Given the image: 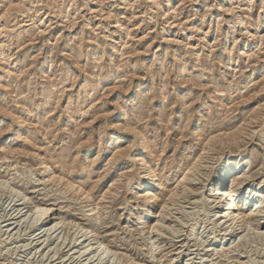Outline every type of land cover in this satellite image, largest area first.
<instances>
[{"label": "rangeland", "instance_id": "obj_1", "mask_svg": "<svg viewBox=\"0 0 264 264\" xmlns=\"http://www.w3.org/2000/svg\"><path fill=\"white\" fill-rule=\"evenodd\" d=\"M207 1L211 2V5L214 4V8H212V13L210 12L209 16L207 15L204 19L202 17ZM156 2L160 4V7L156 6ZM232 4V7L239 11H234L235 13L226 11L230 8L231 0H0V32H2L0 37V111L5 108L0 113V182L8 181L19 189L32 192L37 200L46 201V203H50H47L50 206L56 202L54 208H61L63 216L69 217V219H81L82 210L86 205L81 201L82 198L78 199L79 195L68 191L67 184L64 183L66 180L75 183L76 188L79 186L88 191L91 198L96 201L95 203L99 202L98 200L106 191L109 192L112 182L116 183V189L112 190L116 194L109 192L110 195L115 194L112 195L111 203L102 204L101 207L103 205L105 207H100L101 210H99L102 213L101 217L105 218L104 224L102 223L104 218H101V222L99 221L96 226L99 234L107 243L109 242L116 250L133 255L136 261L141 264H170L172 262H174L172 264H264V235L256 233L258 237L254 235L251 238L245 237L247 238L245 240L241 238V243L237 241L234 248L230 246L232 249L226 247L227 251L222 247L219 249V246L214 248L219 253L220 250L224 251L222 254L225 257L223 258V255H218V251L217 255L221 256L220 258L216 253H213L216 251H211L212 253H208L205 263L200 260V253L204 252L203 249L208 250V245L213 241V238L222 241L226 234L225 231H222L223 229L217 230L213 227L212 217L216 214L217 209L213 208L214 204H209L211 202L206 201L208 200L206 198L208 191L213 184H216L217 178L215 177H218V173L223 169L221 163L238 164L242 159L248 160L252 165L249 164L245 167L241 163L235 172H245L246 176L252 174L251 189H257V196L254 197L253 202L263 200L264 205V109L258 111L264 104V92L260 93L261 95L256 94L258 96L254 98L255 100L252 98L264 86V79L261 80L264 77V40L258 41L261 38L264 39L262 36L264 34V0H232ZM170 7H174L176 12L172 14L171 20L165 21L166 19L164 20L161 14ZM231 13L233 15L242 14L244 23L237 24L235 16ZM176 20L177 24L179 22V25L181 24L180 27L177 26L178 28L170 25ZM168 21L171 22L167 23ZM220 21L223 24L218 26ZM257 21L260 23L256 24V30L255 26L250 24ZM254 32L261 33L262 37L252 40L250 35L255 34ZM234 37L238 39L236 44L232 40ZM167 39L170 41L168 42ZM226 40L229 42L226 43ZM164 41L167 43L165 44ZM242 42L247 44L243 46L244 48ZM19 43L24 45L22 44L18 48ZM151 44L152 46H149ZM240 48L244 50L240 52ZM228 50L233 52L229 54ZM139 51L141 54L138 53ZM163 51L166 52L163 53ZM237 51L239 53L236 54ZM63 52L66 53V56L63 55ZM156 53L159 58L154 57ZM196 53L197 56H194ZM162 56L166 59H163ZM172 56L178 58L181 56L180 60L184 61L185 65H183V69L177 66ZM192 56L196 57L197 61H194ZM136 57L138 59H135ZM256 57L259 62H256L258 61ZM193 62H197L201 66ZM42 72H47L51 82L55 81V84H58L55 90L50 86L49 79L43 78ZM111 73L118 75L108 79V75ZM179 73L184 77V80L187 77L185 81H190L185 86L182 82L180 83L181 79H178V77H182ZM132 74L134 76H131ZM166 75L169 76L168 79H166ZM135 76L136 78H132ZM172 79L175 81L173 82ZM177 79L179 82H176ZM190 79L199 84L202 82L203 87L206 86L205 89L202 86L200 87L203 89L198 86L196 88ZM120 82L121 87L119 86ZM257 82L259 85L256 84ZM98 87H103V90L99 92ZM112 87L117 88L114 90L116 92L112 91ZM186 87L191 90L188 91ZM108 93L110 94L107 96ZM119 105L124 107L126 113H132L126 120L132 123L130 126L134 130L133 133L132 130L130 132L127 130L128 133L125 130V133L124 131L122 133L118 129L119 126L116 128L122 123V116L118 113ZM201 110L204 111L200 112ZM256 110L260 113H258V118L260 117L261 120L259 118V122H256L259 125L252 124L251 127L254 129L248 127V132L245 130L247 133L242 132L243 136H241L246 137L242 139L241 136H238L239 139L241 138V141L239 140L240 142L237 143L238 146H231L229 143L227 147L228 142L226 141L221 142V145L220 140H224L222 136V139L221 137H219L220 140L218 139L220 146L216 143L218 146L215 144L217 147H214L213 145L214 149L211 146V153L207 151V156L203 159L206 160L201 163L202 167L206 166L207 168L200 167L197 174L195 173L197 180L199 175H202H200L202 182L199 180L200 185L197 183L198 181L195 182L196 184L192 187L194 193L191 190L193 194L188 195L193 196L188 197L187 201L183 202L184 205L179 204L181 207L175 206L179 207L175 214H173L174 210L171 211L173 212L171 216L176 220L169 215L171 218L168 217V222L164 223V226H168V223L171 224L167 230L169 233L172 230V233L169 234L164 229L162 232L164 236L160 237L161 239H156L153 235L152 238L149 237L150 229H142L143 227L140 225L145 216V208H139L143 205L136 204L139 202L133 195L136 192V187L142 181L139 167L133 161L136 153L137 155L142 153V151L138 152L140 146L137 144L139 140H136V132L142 129L140 132L145 134V141L152 149H149V154L147 153L149 157L147 154H143V156L156 171V175L159 173L160 179H163L161 180L163 191L159 190L158 193H162L161 199H164L168 192L177 188L189 168L200 157L199 155L209 147L205 146L211 135L215 136L217 132L216 136L229 132L235 133L237 128L243 126V122H246L247 118H251L252 114L254 116ZM21 121L24 122V125L19 130L18 122ZM235 129L237 130L234 131ZM250 129L254 133H251ZM194 130L198 131V136H194ZM221 131L224 132L221 133ZM100 134H102L101 137ZM115 136L118 138V142L111 141ZM134 137L136 141L133 140ZM118 148L119 150L121 148L125 156L112 159ZM109 158L113 160L110 162L112 165L108 164ZM43 161H46V165L48 164V167L50 166L56 175L63 176L65 181H59L61 183L57 181L59 186L55 183L57 186L49 184L51 187L46 188L41 182V178L44 176L43 171L40 170V164ZM31 177L35 181L37 180L36 185L27 184ZM38 180L39 183L41 182L40 184ZM23 183L28 187H25ZM203 183H207V185H203ZM33 185L38 190L32 189ZM248 191L250 190H247L246 195H248ZM175 197L177 198V196ZM173 201L178 204L177 199L173 198ZM191 201L199 203L190 204ZM11 207L8 199L4 195H0V241L2 240L0 242V264L74 263L68 258L58 256V254L53 258V253L49 254L48 250L45 254L42 253V249L39 251L38 244L34 242L36 236L31 231L33 229L24 223L25 220L28 222L30 217L27 215L29 218L26 216L23 222L22 220H19L20 222L10 221L9 214L13 212L10 210ZM131 209L133 212L130 211ZM85 210L87 211L88 208ZM180 211L184 214H181ZM263 211L262 217L258 216V221L264 217ZM132 213L135 217L137 215L140 220H134ZM200 213L201 215H199ZM178 216L179 219L176 218ZM18 223L21 225L19 224V226ZM10 224L16 225L11 227ZM193 227L199 229L197 237L192 233ZM260 231L258 233H261ZM37 232L35 235L38 234ZM148 232L149 238L147 239L145 237ZM178 232L183 233L178 234ZM24 233L26 234L24 235ZM239 233L241 236L244 234L241 230ZM179 235L180 237H178ZM31 236L33 237L31 238ZM153 242L156 243L153 244ZM183 242L186 244L184 245ZM181 244L182 246H180ZM183 245H187V249ZM179 250L182 251H180V256L176 255ZM227 252L229 253L227 254Z\"/></svg>", "mask_w": 264, "mask_h": 264}, {"label": "bare ground", "instance_id": "obj_2", "mask_svg": "<svg viewBox=\"0 0 264 264\" xmlns=\"http://www.w3.org/2000/svg\"><path fill=\"white\" fill-rule=\"evenodd\" d=\"M43 1H45V0H43ZM172 1V0H171ZM182 1H185V0H182ZM89 2V1H88ZM152 2V1H151ZM181 2V1H180ZM234 2V1H233ZM44 3V2H43ZM155 3V2H154ZM171 3V2H170ZM249 3V2H248ZM181 4H182V2H181ZM214 5V4H213ZM213 5H211V2H206V5H205V11H204V13H203V15H201V16H203L202 18H206L207 17V15L209 16V13L211 12L212 13V8H214L213 7ZM232 0H231V5H230V8L227 10L226 9V11H228V12H234V11H239V10H235V8H233L232 7ZM156 6L157 7H160V4L159 3H157L156 2ZM155 6V7H156ZM175 7V6H174ZM174 7H170L168 10H166V11H164L162 14H161V16L164 18V20L165 21H167V20H171L172 19V14H174L175 12H176V9L174 8ZM182 7V6H181ZM228 7V6H227ZM157 9H159V8H157ZM222 9V8H221ZM236 9H237V6H236ZM263 9V8H262ZM79 10V9H78ZM180 10V9H179ZM215 10V9H214ZM178 11V10H177ZM222 11H225V10H223L222 9ZM225 11V12H226ZM171 12V13H170ZM235 13V12H234ZM242 13V12H241ZM262 13V12H261ZM264 13V12H263ZM228 14H230V13H228ZM232 14V13H231ZM177 15V14H176ZM233 15V14H232ZM233 16H235L234 18H236V21L235 22H237V24H243L244 22H243V17H242V14H238V13H236L235 15H233ZM178 18V17H177ZM174 20H175V18H174ZM201 20H203V19H201ZM253 21H255V20H253ZM171 22V21H170ZM169 21L167 22V23H170ZM260 23V21H257V22H254V24H250V25H252L253 27L255 26V28H256V30H257V27H256V24L257 23ZM180 23V22H179ZM179 23L177 24V20L176 21H174V22H172L170 25L171 26H174V27H180V25H179ZM251 23V22H250ZM223 24V23H222ZM221 24V21L220 22H218V26H220V25H222ZM203 25V24H202ZM249 25V26H250ZM260 25V24H259ZM74 26V25H73ZM72 26V27H73ZM177 27V28H178ZM222 27V26H221ZM239 27H240V25H239ZM247 27V26H246ZM200 28V27H199ZM198 28V31L201 29H199ZM251 28V27H250ZM184 29V28H183ZM254 30V29H253ZM128 31V30H127ZM62 32V31H61ZM180 32H182V31H180ZM185 32V31H184ZM258 32V31H257ZM257 32H254L255 34H251L250 35V37L252 38V40H257V39H260V37H262V36H264V34L262 35V36H260V34L258 33L257 34ZM248 33V32H247ZM249 34V33H248ZM1 35H2V32H0V37H1ZM259 35V36H258ZM167 36V35H166ZM206 36V35H205ZM219 36V35H218ZM204 37V36H203ZM155 39V38H154ZM172 39V38H171ZM168 40V42L170 41V39H167ZM166 40V41H167ZM231 40V39H230ZM233 40V43L234 44H236L237 42H238V39L237 38H233L232 39ZM262 40H264L263 38H261V40H258L259 42L260 41H262ZM70 41V40H69ZM166 41H164L165 42V44L167 43ZM59 42V41H58ZM57 42V43H58ZM171 42L173 43V41L171 40ZM216 42V41H215ZM229 42V40H226V43H228ZM254 42V41H253ZM154 43V42H153ZM232 43V44H233ZM243 43V42H242ZM262 43V42H261ZM22 44L23 43H19L18 44V48H20L21 46H22ZM177 44V43H176ZM230 44V43H229ZM244 44V43H243ZM259 44V43H258ZM263 44V43H262ZM24 45V44H23ZM91 45V44H90ZM168 45V44H167ZM170 45V44H169ZM168 45V46H169ZM174 45V44H173ZM226 45V44H225ZM247 44L245 43L244 45H242V47L243 46H246ZM149 46H152V44L151 45H149ZM167 46V47H168ZM182 46V45H181ZM185 46V45H184ZM189 46V45H188ZM92 47V46H91ZM186 47V46H185ZM248 47V46H247ZM261 47H262V45H261ZM114 48V47H113ZM117 47L115 46V49H116ZM149 48V47H148ZM162 48V47H161ZM184 48V47H183ZM225 48V47H224ZM244 48V47H243ZM83 49H84V47H83ZM144 49V48H143ZM150 49V48H149ZM158 49V48H157ZM171 49V48H170ZM248 49V48H247ZM66 50V49H65ZM154 50H156V49H154ZM181 50V49H180ZM244 49H242V48H240V52L241 51H243ZM144 51V50H143ZM142 51V53H144ZM161 51V50H160ZM225 51V50H224ZM229 51V50H228ZM246 51V50H245ZM82 52V51H81ZM90 52V51H89ZM88 52V53H89ZM132 52V51H131ZM134 52V51H133ZM166 52V51H165ZM164 51H163V53H165ZM176 52V51H175ZM233 52V51H232ZM231 51H229V54H231L232 53ZM93 53V52H92ZM137 53V52H136ZM138 53H140V51L138 52ZM137 53V54H138ZM190 53V52H189ZM213 53V52H212ZM237 53H239L238 51L236 52V54ZM243 53V52H242ZM141 54V53H140ZM158 53H156L155 55H154V57L155 58H159V56L157 55ZM176 54H178V53H176ZM184 54V53H183ZM186 54V53H185ZM191 54V53H190ZM228 54V56H230ZM259 54V53H258ZM5 55V54H4ZM63 55L64 56H66V53L65 52H63ZM90 55V54H89ZM88 55V56H89ZM134 55H136V54H134ZM146 55V54H145ZM148 55V54H147ZM163 55H165V54H163ZM173 55V54H172ZM191 55H193V54H191ZM197 56V53L196 54H194V56ZM240 55V54H239ZM243 55V54H242ZM253 55V54H252ZM255 55V54H254ZM72 56H73V54H72ZM72 56H70L69 55V57H72ZM93 56V55H92ZM137 56V55H136ZM139 56V55H138ZM137 56V57H138ZM141 56V55H140ZM158 56V57H157ZM174 56V55H173ZM172 56V57H173ZM182 56V55H181ZM180 56V57H181ZM135 58V59H138V58ZM154 57H153V59H154ZM163 57V56H162ZM167 57V56H166ZM169 57H171V55H169ZM180 57L178 58V57H173L174 58V62L176 61V63H177V66H179L181 69H183V65H184V61H182V60H180ZM183 57V56H182ZM259 57V56H258ZM261 57V56H260ZM74 58V57H73ZM86 58H87V55H86ZM89 58V57H88ZM192 58H194L193 56H192ZM196 58V57H195ZM193 59L194 61H197V59ZM250 58V57H249ZM252 58V57H251ZM10 59V58H9ZM75 59V58H74ZM98 59V58H97ZM103 59V58H102ZM163 59H166L165 57H163ZM170 59V58H169ZM246 59H248V58H246ZM256 59L258 60V61H256V62H259V59L256 57ZM92 60V59H91ZM96 60V59H95ZM100 60V59H99ZM98 60V61H99ZM130 60V59H129ZM155 60V59H154ZM192 60V59H191ZM231 60V59H230ZM229 60V61H230ZM94 61V60H93ZM131 61V60H130ZM139 61H140V59H139ZM138 61V62H139ZM163 61V60H162ZM166 61V60H165ZM199 61V60H198ZM202 61V60H201ZM200 61V62H201ZM260 61H261V59H260ZM18 62V61H17ZM137 62V61H136ZM145 62V61H144ZM224 62V61H223ZM52 63V62H51ZM77 63V62H76ZM143 63V62H142ZM159 63V62H158ZM157 63V64H158ZM161 63V62H160ZM159 63V64H160ZM187 63V62H186ZM194 63V62H193ZM195 63H197V62H195ZM194 63V64H195ZM212 63V62H211ZM222 63V62H221ZM137 64V63H136ZM153 64V63H152ZM155 64V63H154ZM190 64V63H189ZM204 64V63H203ZM207 64V63H206ZM251 64V63H250ZM253 64V63H252ZM78 65V64H77ZM133 65V64H132ZM140 65V64H139ZM138 65V66H139ZM173 65V64H172ZM197 65L199 66H201V64H199V63H197ZM218 65V64H217ZM260 65H262V64H260ZM51 66V65H50ZM53 66V65H52ZM97 66V65H96ZM115 66V65H114ZM137 66V67H138ZM154 66V65H153ZM152 66V67H153ZM167 66V65H166ZM174 66V65H173ZM176 66V65H175ZM185 66V65H184ZM210 66V65H209ZM254 66H255V64H254ZM99 67V66H98ZM151 67V68H152ZM202 67H204V66H202ZM211 67V66H210ZM209 67V68H210ZM250 67V66H249ZM261 67V66H260ZM101 68V67H100ZM111 68V67H110ZM115 68V67H114ZM113 68V69H114ZM133 68H134V66H133ZM141 68H143V67H141ZM156 68V67H155ZM162 68V67H161ZM160 68V69H161ZM199 68V67H198ZM201 68V67H200ZM248 68V67H247ZM3 69V68H2ZM53 69V68H52ZM91 69V68H90ZM104 69V68H103ZM109 69V68H108ZM116 69V68H115ZM114 69V70H115ZM134 69H136V68H134ZM145 69V68H144ZM148 71H149V66H148ZM164 69V68H163ZM162 69V70H163ZM175 69H177V68H175ZM193 69H194V67H193ZM196 69V68H195ZM204 69V68H203ZM208 69V68H207ZM30 70V69H29ZM53 70H55V68L53 69ZM52 70V71H53ZM111 70V69H110ZM152 70V69H151ZM50 71H51V69H50ZM103 71V70H102ZM112 71V70H111ZM147 71V70H146ZM156 71H158V70H156ZM155 71V72H156ZM172 71V70H171ZM182 71H184V70H182ZM182 71H180V73H182ZM197 71V70H196ZM205 71V70H204ZM208 71V70H207ZM1 72V71H0ZM161 72V71H160ZM179 72V71H178ZM21 73V72H20ZM23 73V72H22ZM43 73V72H42ZM49 73V72H48ZM52 73V72H51ZM108 73V72H107ZM118 73V72H117ZM120 73V72H119ZM141 73V72H140ZM152 73L154 74V71H152ZM161 73H164V74H166L165 72H161ZM170 73V72H169ZM174 73H175V71H174ZM177 73V72H176ZM179 73V75L180 76H182L181 74ZM186 73H188V72H186ZM264 73V72H263ZM262 73V74H263ZM57 74V73H56ZM55 74V75H56ZM126 74V73H125ZM130 74V73H129ZM128 74V75H129ZM134 74H135V72H134ZM134 74H132L131 76H134ZM156 74H157V72H156ZM178 74V73H177ZM52 75V74H51ZM54 75V74H53ZM115 75H118V74H114V73H111V74H109L108 75V79H112ZM127 75V76H128ZM137 75V74H136ZM149 75V74H148ZM152 75V74H151ZM192 75V74H191ZM206 75V74H205ZM120 76V75H119ZM130 76V75H129ZM150 76V75H149ZM157 76V75H156ZM185 76V75H184ZM97 77H99V76H97ZM154 77V76H153ZM166 79H168V77L169 76H167L166 75ZM190 77H192V76H190ZM263 77V76H262ZM261 77V78H262ZM30 78V77H29ZM43 78H48L49 80V83H50V86L52 87V89H56L55 87L58 85H56L55 84V81H52L51 82V78L48 76V74H47V72H44L43 73ZM115 78V77H114ZM119 78V77H118ZM127 78V77H126ZM132 78H136V76L135 77H132ZM138 78V77H137ZM140 78V77H139ZM155 78V77H154ZM153 78V79H154ZM161 78V77H160ZM163 78V77H162ZM165 78V77H164ZM173 78V77H172ZM176 78V77H175ZM174 78V79H175ZM181 79L180 80V83L182 82L183 84H184V86H185V84H187V83H189L190 81H185L186 79H187V77H186V79L184 80V77L182 76V77H178V79ZM203 78V77H202ZM100 79V78H99ZM104 79H105V77H104ZM131 79V78H130ZM178 79H177V81L176 82H179L178 81ZM260 79V78H259ZM264 79V77L261 79V80H263ZM17 80V79H16ZM106 80V79H105ZM132 80H134V79H132ZM152 80V79H151ZM162 81H163V79H161ZM173 80V79H172ZM191 80V83L193 82L192 81V79H190ZM194 80V79H193ZM244 80H245V78H244ZM256 80V79H255ZM126 81V80H125ZM128 81H130V80H128ZM127 81V82H128ZM175 80H173V82H174ZM258 81V80H257ZM100 82V81H99ZM98 82V83H99ZM114 82H115V80H114ZM123 82V81H122ZM260 82V81H259ZM259 82H257L256 84H258ZM264 82V81H263ZM59 83V82H58ZM103 83H105V82H103ZM107 83V82H106ZM109 83V82H108ZM118 83V82H117ZM152 83H154L155 84V82H152ZM162 83V82H161ZM166 83V82H165ZM202 82H200V84L199 83H197L196 81L195 82H193V84H194V86H196V88H197V86L198 87H200V86H202L203 87V85L201 84ZM262 83V82H261ZM29 84V83H28ZM124 84V83H123ZM182 84V85H183ZM121 85V82L119 83V86ZM159 85V84H158ZM157 85V86H158ZM167 85V84H166ZM180 85V84H179ZM207 85V84H206ZM259 85V84H258ZM261 85H263V84H261ZM260 85V86H261ZM98 86H99V84H98ZM115 86V85H114ZM116 86H117V84H116ZM165 86V85H164ZM181 86V85H180ZM191 86H193V85H191ZM50 87V88H51ZM100 87V86H99ZM98 87V88H99ZM121 87V86H120ZM119 87V88H120ZM174 87V86H173ZM190 87V86H189ZM204 87H206L205 85H204ZM203 87V88H204ZM208 87V86H207ZM233 87V86H232ZM5 88V87H4ZM96 88V87H95ZM113 89H112V91H114L115 90V88L114 87H112ZM119 88H118V90H119ZM131 88V87H130ZM129 88V89H130ZM139 88V87H138ZM182 88H184V87H182ZM203 88H201L200 87V89H203ZM260 88V87H259ZM51 89V90H52ZM117 89V88H116ZM178 89V88H177ZM186 89L188 90V91H190L191 90V88H187L186 87ZM205 89V88H204ZM256 89H258L257 87H256ZM100 90H103V87L102 88H99L98 89V91L100 92ZM109 90V89H108ZM124 90V89H123ZM206 90H207V88H206ZM259 90V89H258ZM257 90V91H258ZM53 91V90H52ZM97 91V90H96ZM110 91V90H109ZM139 91V90H138ZM159 91V90H158ZM177 91V90H176ZM108 92V91H107ZM114 92H116V91H114ZM126 92H127V89H126ZM264 92V86L263 87H261L260 88V90L258 91V92H256L255 93V96L254 97H252V95H251V97L254 99V98H256V96H258V95H261L260 93H263ZM11 93V92H10ZM98 93V92H97ZM110 93H111V91H110ZM110 93H108L107 94V96L110 94ZM224 93V92H223ZM230 94V93H229ZM256 94H258V95H256ZM6 95V94H5ZM106 95V94H105ZM231 95V94H230ZM254 95V94H253ZM226 96V95H225ZM137 97V96H136ZM249 97V96H248ZM49 98V97H48ZM229 98V97H228ZM250 98V97H249ZM262 98V97H261ZM138 99V98H137ZM246 99V98H245ZM248 99V98H247ZM251 99V98H250ZM250 99H248V101H251ZM255 100V99H254ZM257 100V99H256ZM179 101V100H178ZM264 101V100H263ZM252 102V101H251ZM258 102V101H257ZM264 103V102H263ZM84 105H85V103H83ZM138 104V103H137ZM135 105V104H134ZM264 105V104H263ZM262 105V107H264ZM129 106V105H128ZM137 106V105H136ZM202 106V105H201ZM205 106V105H204ZM258 106V105H257ZM256 106V107H257ZM260 106H261V104H260ZM127 107V106H126ZM134 107V106H133ZM261 107V109L259 108V106L257 107V109L259 108V112H260V110H262V109H264V108H262ZM205 108V107H204ZM1 109H2V107H1ZM5 109V108H4ZM4 109H2L1 111H0V113L1 112H3V110ZM117 109V108H116ZM256 109V108H255ZM254 109V110H255ZM80 110V109H79ZM82 111H84V110H82ZM202 111H204V110H201L200 112H202ZM257 111V110H256ZM256 112L255 114H254V116H253V114H252V112H251V118H247L246 119V122H243V126L242 127H240V128H237V129H235L234 131H236L235 133L233 132V133H223V134H220V136H216V134H218V132L215 134V136L213 135H211V137H210V139H209V141H208V145L206 144V146L205 147H207V146H209L208 148H206L205 150H204V152L201 154V155H199L200 157L196 160V162L194 163V164H192V167L191 168H189V170L187 171V174H185V176H184V178L182 179V181L181 182H179V184L177 185V188L175 189V190H173V191H170V192H168L166 195H165V198L164 199H161V196L163 195L162 193H158V191L160 190V191H163V188H162V185H163V183L161 182V180H163V179H160L161 177H159V173H158V175H156V171L152 168V166L149 164V162L148 161H146V157H144L143 156V154H147L148 152H150L149 151V149L151 148L147 143L148 142H146L145 140V134L143 135V132H140L139 131V128H138V131L139 132H136V137H137V139L134 137V139L133 140H139V142L137 141V144L140 146H138L139 148H138V152H141L142 151V153L140 154V155H137V153H136V155H134V157H133V161H135L136 163H137V166L139 167L138 168V170L140 171V174L142 175V181H141V183L139 184V186L138 187H136V192L133 194L134 195V197L136 198L135 200H137V202H139V203H136V204H142L143 206H139V208L140 207H144L143 209H144V213H145V216L141 219L142 220V222L140 223V225H142V229H145V228H148V230L150 229V233H151V235H149V232H148V234H147V237H145V238H149L150 236H151V238L154 236L156 239L157 238H162V236H164V234H162V232H163V230L164 229H166L165 231L167 232L168 230V228L170 227L169 226V224L170 223H168V226H164V223L169 219L168 217H170L171 215H172V213L173 214H175V211L176 210H178V208L177 207H175V206H178L179 204H181V205H184L183 204V202H185V201H187V199H188V197H192L193 195H191V196H188L190 193H192L193 192V190H194V188H193V190H192V187H193V185L194 184H196L195 182H197L198 184H199V180H200V175H199V173H200V171H199V173H198V175H199V178H198V180L196 179V175H195V173L198 171V170H200V167H202L201 165V163H203L202 161H205V160H203L204 158H205V156H207V151L209 152L210 151V149H211V146L213 147V145H214V147H217L218 145L217 144H219V143H223V141H226V142H228L227 143V147H228V144L229 145H231V146H233V145H237V143L238 142H240L241 140V138L239 139L238 138V136H241L242 134V132H244L245 130H247V132H248V130H249V128L252 126V124L253 125H255L256 126V124L257 125H259L258 123H256L257 121H258V119L260 118H258V113L259 112ZM199 112V113H200ZM117 113V112H116ZM118 113H119V115H121L122 116V120H121V122L123 123H121V125H117V127L116 128H118V126H119V131L120 132H122L123 133V131H124V133H125V130H126V132H127V130H129V132H130V130H132L131 132L133 133V128H131V126H130V124H132V123H129L127 120H126V118L128 119V116H131L130 114H132V113H130V112H125V110H124V107L123 106H120L119 105V107H118ZM134 113V112H133ZM190 114V113H189ZM260 114V113H259ZM262 114H263V112H262ZM11 115V114H10ZM1 116V115H0ZM118 116V115H117ZM261 116V115H260ZM262 117V116H261ZM264 117V116H263ZM188 118V117H187ZM249 119V120H248ZM119 120H120V118H119ZM144 120V119H143ZM248 120V121H247ZM260 120H261V118H260ZM259 122V121H258ZM261 122V121H260ZM264 122V121H263ZM19 123V126L18 127H20V129L19 130H21V128H22V126L24 125V122L23 121H21V122H18ZM255 123V124H254ZM118 124V123H117ZM114 125V124H113ZM138 125V124H137ZM242 125V124H241ZM240 125V126H241ZM108 126V125H107ZM130 126V127H129ZM133 126V125H132ZM115 127V126H114ZM249 127V128H248ZM246 128H248V129H246ZM251 128H253V127H251ZM256 128V127H255ZM262 128V127H261ZM260 128V129H261ZM108 129V128H107ZM254 129V128H253ZM259 129V128H258ZM222 130V129H221ZM251 131H252V129H250ZM257 130V129H256ZM2 131V130H1ZM135 131H137V130H135ZM222 132H224V131H221V133ZM226 132V131H225ZM227 132H228V130H227ZM246 132V131H245ZM246 132V133H247ZM250 132V131H249ZM256 132V131H255ZM128 133V132H127ZM220 133V132H219ZM251 133H254L253 131L251 132ZM194 136H198V131L197 130H194ZM214 134V133H213ZM244 134V133H243ZM251 135V134H250ZM102 136V134H100V137ZM224 137V140H220V138L219 137H221V139ZM243 136V135H242ZM241 136V137H242ZM99 137V138H100ZM133 137V136H132ZM206 137H208V136H206ZM246 136H244V137H242V139L243 138H245ZM251 137V136H250ZM264 138V137H263ZM117 137L115 136L114 138H112V142H114V141H117ZM205 139V138H204ZM208 139V138H207ZM220 140V142L218 143V141ZM135 140V141H136ZM240 140V141H239ZM100 141H101V139H100ZM243 141V140H242ZM111 142V143H112ZM118 142V141H117ZM131 142H132V140H131ZM203 143V142H202ZM217 143V144H216ZM222 143H221V145H222ZM225 143V142H224ZM243 143V142H242ZM103 144V143H102ZM126 144H128V143H126ZM136 144V145H137ZM217 146H216V145ZM101 145V144H100ZM129 145V144H128ZM132 145H133V143H132ZM219 146H220V144H219ZM238 146V145H237ZM131 147V146H130ZM214 147H213V149H214ZM222 147V146H221ZM226 147V146H225ZM226 147V148H227ZM230 147V146H229ZM115 148V147H114ZM127 148H129V147H127ZM126 148V149H127ZM131 148H134V147H131ZM234 148V147H233ZM111 149V148H110ZM220 149H222V148H220ZM219 149V150H220ZM231 149V148H230ZM239 149V148H238ZM3 150V149H2ZM84 150V149H83ZM122 150H123V148H122ZM133 150V149H132ZM150 150H152V149H150ZM107 151V150H106ZM111 151V150H110ZM126 151V150H125ZM236 151V150H235ZM114 152V151H113ZM112 152V153H113ZM152 152V151H151ZM154 152V151H153ZM212 152V150L210 151V153ZM215 152V151H214ZM107 153V152H106ZM127 153L129 154V152H128V150H127ZM216 153V152H215ZM221 153V152H220ZM223 153V152H222ZM238 153H239V151H238ZM149 154V153H148ZM147 154V156L149 157V155ZM154 154V153H153ZM234 154V153H233ZM127 155V154H126ZM131 155V154H130ZM151 155V154H150ZM155 155V154H154ZM121 156H125L124 155V153H123V151H121V148H120V150H119V148H118V151H116L115 150V153H114V155H113V157H112V159H114L115 157H116V159L118 158H120ZM239 156V155H238ZM129 157V156H128ZM131 157V156H130ZM152 157H153V155H152ZM196 158V157H195ZM219 158V157H218ZM110 160H109V162H108V164L111 162V161H113L111 158H109ZM123 159V158H122ZM154 159V158H153ZM208 159V158H207ZM216 159V158H215ZM233 159V158H232ZM241 159V158H240ZM130 160V159H129ZM213 160V159H212ZM218 160V159H217ZM226 160V159H225ZM231 160V159H230ZM237 160V159H236ZM238 160H239V158H238ZM115 161V160H114ZM117 161V160H116ZM132 161V162H133ZM215 161V160H214ZM46 161H43V162H41V164H40V170H42L43 171V176L44 177H42L41 178V182L43 183V185L47 188L48 186H50L51 184H57V181L59 182V181H63L64 179H63V176L61 177V175L60 176H58V175H56L53 171H52V169L50 168V166L48 167V164L46 165V163H45ZM95 162V161H94ZM185 162V161H184ZM122 163V162H121ZM191 163V162H190ZM205 163V162H204ZM213 163V162H212ZM219 163V162H218ZM242 163V166H248L249 164H251V163H249V161L247 160L246 161V159H242L241 161H240V163L238 162V164L237 163H233V162H224V163H221V166H223V167H221V168H223V169H221L220 170V172L218 173V177L216 176L215 178H217L216 179V184H213L212 185V187L210 188V190L208 191V194H207V199L208 200H206L207 202H211V203H209V204H214L215 205V207H213L214 209H217V211H216V214L212 217V219H213V227L215 228V229H223L222 231L224 232L225 231V236L223 237V239H222V241H218L217 239H215V238H213V241H211L210 242V244L208 245V250H206V249H203L204 250V252H202V253H200V260H201V262L202 263H205V261L207 260L206 259V257L208 256V253L209 252H211V251H216V249H214V248H216L217 246H219L220 248L219 249H221V247L223 248V250L225 249L226 251H227V249H226V247H228V249L229 248H231L230 246H232V248H234V245H237L236 243H237V241H241V238H244V240L245 239H247L248 237L249 238H251V237H253L254 235H256V234H261V235H264V231H263V229H264V217L263 218H261V221H258L257 220V218H258V216L260 217L261 216V213H262V211H263V207H264V205H263V200L262 201H257L256 200V202H253V199H254V197H256L257 196V193H256V190L257 189H251V182H252V179H251V175H248V176H246V173L245 172H243V173H236L235 172V170L237 169V167L239 166V164H241ZM107 164V165H108ZM111 164V163H110ZM114 164V163H113ZM217 164V163H216ZM50 165V164H49ZM112 165V164H111ZM190 165V164H189ZM204 165V164H203ZM252 165V164H251ZM85 166V165H84ZM110 166V165H109ZM191 166V165H190ZM189 166V167H190ZM235 166V167H234ZM264 166V165H263ZM52 167V166H51ZM111 167V166H110ZM114 167V166H113ZM186 167V166H185ZM187 167H188V165H187ZM203 167H205V168H207L206 166H203ZM202 167V168H203ZM85 168V167H84ZM201 168V169H202ZM106 169V168H105ZM87 170V169H86ZM85 170V171H86ZM108 170V169H107ZM107 170H106V172H107ZM259 170H260V168H259ZM84 171V172H85ZM186 171V170H185ZM203 171H205V170H203ZM258 171V170H257ZM88 172V171H87ZM129 172V171H128ZM125 173H126V171H125ZM183 173H185V172H183ZM203 173V172H202ZM251 173H253V172H251ZM88 174V173H87ZM197 174V173H196ZM217 174V173H216ZM250 174V173H249ZM255 174H256V172H255ZM35 175V174H34ZM198 175H197V177H198ZM203 175H204V173H203ZM260 175V174H259ZM140 176V175H139ZM181 176V175H180ZM182 176H183V174H182ZM202 176V175H201ZM30 177V176H29ZM122 177V176H121ZM141 177V176H140ZM12 178V177H11ZM162 178H163V175H162ZM201 178H203V177H201ZM214 178V177H213ZM253 178V177H252ZM259 178V177H258ZM14 179V178H13ZM121 179V178H120ZM127 180H128V178H126ZM204 179V178H203ZM210 179V178H209ZM208 179V180H209ZM40 180V179H39ZM39 180H38V183H39ZM232 180V181H231ZM3 181V180H2ZM11 181V180H10ZM9 181V182H10ZM15 181V180H14ZM26 181V180H25ZM65 181V180H64ZM63 181V182H64ZM69 180H66V182H64L65 184H67V189H68V191L69 192H73V194L74 195H79L78 196V199L80 200L81 198V201L82 202H84L85 203V207H84V210H82V212L83 213H81V219H69V217H65V216H63L64 214H62L61 212H62V210H61V208H59V209H56V208H54L56 205H55V203L53 204V202H52V206H50V205H48V204H50V203H46V201H39V200H37V198H35L32 194V192H28L27 190H22V189H19V188H17L16 186H14L13 185V183H12V185L10 184V183H8V181H4V182H0V195H4L5 197H6V199H8V202H9V206H12L11 207V211H13V212H11V214H9L10 215V221H17V222H20L21 220H22V222L26 219V216L28 215L29 217H30V220H28V222H26V220L24 221V223H26V224H28V226H29V228H31V229H33V230H31L32 231V233H33V235L34 236H36L35 237V241L34 242H36L37 244H38V246H39V251H40V249H42V253H44L45 254V252H47V250H48V253L50 254V252L51 253H53V255H52V257L53 258H55L54 256L55 255H57L58 254V256L59 255H61V257H63V258H68L69 260H72V262H74V263H76V264H141L140 262H137L136 261V258L133 256V255H131V254H127V253H124V252H121V251H119V250H116L115 248H113L110 244H109V242L107 243V241L106 240H104V238L103 237H101L102 235H100L99 234V232H98V227L96 226V225H98V222L101 220V218H104V217H101V215H102V213H100V211L99 210H101V208H103V206L101 207V205L102 204H105V203H111L110 201L113 199V197H112V195H115L116 193L115 192H112V190L113 189H116V187H115V184H113V182H112V184H110V187H109V192H112V193H115V194H112V195H110V193L109 192H105V194L104 195H102V198L100 199V200H98L99 202L98 203H95L96 201H94L93 200V198H91L92 196H91V194L88 192V191H86V190H83L84 188H80L79 186L76 188V186H75V183L73 184V182H68ZM116 181V180H115ZM118 182H119V179L117 180ZM124 181V180H123ZM166 181V180H165ZM205 181V180H204ZM212 181V180H211ZM231 181V182H230ZM35 182H37V180L35 181V179L33 178V177H31L29 180H28V185L30 184H35ZM40 182V183H41ZM128 182V181H127ZM200 182H202L201 180H200ZM22 183V182H21ZM39 183V184H40ZM59 183H61V182H59ZM58 183V184H59ZM121 183V182H120ZM175 183V182H174ZM176 183H177V181H176ZM24 184V183H23ZM50 184V185H49ZM55 184V186H57ZM124 184V183H123ZM197 184V185H198ZM212 184V183H211ZM255 184V183H254ZM25 185V184H24ZM36 185V184H35ZM42 185V184H41ZM60 185V184H59ZM58 185V186H59ZM119 185V184H118ZM122 185V184H121ZM200 185V184H199ZM203 185H207V183L206 184H204L203 183ZM262 185V184H261ZM52 186V185H51ZM50 186V187H51ZM54 186V185H53ZM209 186H211V185H209ZM259 186H260V184H259ZM25 187H28L27 185H25ZM38 187V186H37ZM66 187V186H65ZM121 187V186H120ZM133 187V186H132ZM164 187V186H163ZM176 187V186H175ZM174 187V188H175ZM195 187V186H194ZM32 189H35V187H34V185L31 187ZM129 188V187H128ZM131 188V187H130ZM173 188V189H174ZM205 188V187H204ZM37 189V188H36ZM36 189H35V191H36ZM51 189V188H50ZM38 190V189H37ZM40 190V189H39ZM44 190V189H43ZM42 190V191H43ZM46 190H48V189H46ZM45 190V191H46ZM65 190V189H64ZM88 190V189H87ZM107 190V189H106ZM126 191H127V189H125ZM165 190H166V188H165ZM169 190V189H168ZM191 190H192V192H191ZM201 190H203V188H201ZM205 190V189H204ZM247 190H250V191H248L249 193H248V195H246L245 193L247 192ZM61 191V190H60ZM115 191V190H114ZM48 192V191H47ZM130 192V191H129ZM200 192V191H199ZM50 193V192H49ZM166 193V192H165ZM194 193V192H193ZM192 193V194H193ZM197 193V192H196ZM36 194V193H35ZM34 194V195H35ZM38 194V193H37ZM45 194V193H44ZM50 194H52L53 195V193H50ZM197 194H199V193H197ZM202 194V193H201ZM120 195V194H119ZM195 195V194H194ZM38 196V195H37ZM48 196V195H47ZM46 196V197H47ZM51 196V195H50ZM111 196V197H110ZM175 196H177V198L175 197ZM246 196V197H245ZM45 197V199H47ZM49 197V196H48ZM75 197V196H74ZM202 197V196H201ZM52 198V197H51ZM60 198V197H59ZM75 198H77V196L75 197ZM173 198L174 199H177V203L178 204H176V202H174L173 201ZM196 198V197H195ZM194 198V199H195ZM198 198H199V196H198ZM203 198V197H202ZM205 198V197H204ZM205 198V199H206ZM2 199V198H1ZM42 199V198H41ZM72 199V198H71ZM70 199V200H71ZM78 199H77V201H78ZM205 199H204V202H206L205 201ZM257 199V198H256ZM43 200V199H42ZM60 200H61V198H60ZM92 200V201H91ZM258 200H260V199H258ZM59 201V200H58ZM57 201V202H58ZM63 201V200H62ZM75 201V200H74ZM107 201H109V202H107ZM176 201V200H175ZM5 202V201H4ZM196 202H198V201H196ZM196 202H193V201H191L190 202V204L191 203H196ZM203 202V203H204ZM83 203V204H84ZM199 203V202H198ZM224 203V204H223ZM59 204V203H58ZM129 204V203H128ZM206 204H208V203H206ZM76 205V204H75ZM181 205H179L180 207H181ZM187 205V204H186ZM185 205V206H186ZM197 205V204H196ZM213 205V206H214ZM60 206V205H59ZM84 206V205H83ZM82 206V207H83ZM184 206V207H185ZM190 206V205H189ZM192 206V205H191ZM209 206V205H208ZM101 207V208H100ZM105 207V206H104ZM125 207V206H124ZM173 207V208H172ZM187 207V206H186ZM196 207V206H195ZM198 207V206H197ZM212 207V205L210 206V208ZM66 208V207H65ZM85 208H88V210L86 211L85 210ZM200 208V207H199ZM202 208V207H201ZM212 208V209H213ZM83 209V208H82ZM105 209V208H104ZM137 209V208H136ZM183 209V208H182ZM182 209H180V210H182ZM213 209V210H214ZM5 210V209H4ZM174 210V211H173ZM207 210V209H206ZM209 210V209H208ZM104 211V210H103ZM129 211V210H128ZM130 211H132V209L130 210ZM129 211V212H130ZM171 211H173V212H171ZM183 211V210H182ZM182 211H180V213L182 212ZM215 211V210H214ZM81 212V211H80ZM133 212V211H132ZM177 212H179V211H177ZM184 212V211H183ZM212 212V211H211ZM264 212V211H263ZM9 213V212H8ZM105 213V212H104ZM131 213V212H130ZM141 213V212H140ZM189 213V212H188ZM6 214V213H5ZM133 214V213H132ZM181 214H184V213H181ZM180 214V215H181ZM213 214V213H212ZM7 215V214H6ZM78 215V214H77ZM80 215V214H79ZM134 215V214H133ZM140 215V214H139ZM144 215V214H143ZM170 215V216H169ZM176 215H177V213H176ZM199 215H201V213L199 214ZM198 215V216H199ZM262 215H263V213H262ZM27 216V217H28ZM104 216V215H103ZM132 216V215H131ZM141 216V215H140ZM174 216V215H173ZM186 216V215H185ZM190 216H192V215H190ZM189 216V217H190ZM207 216V215H206ZM28 217V218H29ZM172 217V216H171ZM170 217V218H171ZM211 217V216H210ZM209 217V218H210ZM262 217V216H261ZM27 218V219H28ZM172 218H174V217H172ZM176 218H178L179 219V216L178 217H176ZM133 219L135 220H140V218H138V216L136 215V217H135V215H134V217H133ZM175 219V218H174ZM174 219H172V220H174ZM178 219H177V222H178ZM193 219V218H192ZM211 219V220H212ZM259 219V218H258ZM5 220V219H4ZM20 220V221H19ZM105 220V218L102 220V223H103V221ZM172 220H170V221H172ZM176 220V219H175ZM174 220V221H175ZM184 220V219H183ZM187 220V219H186ZM196 220V219H195ZM169 221V222H170ZM180 221V220H179ZM197 221V220H196ZM8 222V221H7ZM101 222V221H100ZM137 222H140V221H137ZM168 222V221H167ZM186 222V221H185ZM188 222V221H187ZM198 222H199V220H198ZM211 222V221H210ZM210 222H208V223H210ZM11 223V222H10ZM102 223H100V225L102 224ZM179 223V222H178ZM181 223V222H180ZM256 223V224H255ZM20 223H18V225H19ZM23 224V223H22ZM26 224H25V226H26ZM104 224V223H103ZM102 224V225H103ZM192 224V223H191ZM11 225V224H10ZM14 225H16V224H13V226ZM21 225V224H20ZM19 225V226H20ZM106 225V224H105ZM171 225V224H170ZM176 225V224H175ZM174 225V226H175ZM180 225V224H179ZM182 225V224H181ZM197 225V224H196ZM209 225V224H208ZM4 226V225H3ZM12 225H11V227H13ZM24 226V225H23ZM172 226H173V224H172ZM172 226H171V229H172ZM192 226V225H191ZM38 228L37 230H35L34 228ZM141 227V226H140ZM166 227V228H165ZM168 227V228H167ZM177 227V226H176ZM205 227V226H204ZM210 227V226H209ZM22 228V227H21ZM27 228V227H26ZM25 228V229H26ZM100 228V227H99ZM102 228V227H101ZM186 228V227H185ZM20 229V228H19ZM18 229V230H19ZM28 229V228H27ZM175 229V228H174ZM179 229V228H178ZM191 229V228H190ZM1 230V229H0ZM39 230H41L40 232H37V231H39ZM147 230V231H148ZM199 230V229H198ZM198 230H197V228H195V227H193L192 228V233H193V235L195 236L196 235V237L198 236V234H199V232H198ZM242 231L244 234L241 236L240 234L241 233H239V231ZM260 230H262V231H260ZM4 231V230H3ZM7 231V230H6ZM16 231V230H15ZM145 231V230H144ZM175 231V230H174ZM181 231V230H180ZM261 232V233H258V232ZM13 232V231H12ZM23 232V231H22ZM38 233L37 235H35V233ZM254 232V233H253ZM30 233V232H29ZM140 233V232H139ZM143 233V232H142ZM167 233H169V231L167 232ZM170 233H172V230H171V232ZM169 233V234H170ZM174 233V232H173ZM179 233H183V232H178V234ZM220 233V232H219ZM256 233V234H255ZM12 234V233H11ZM15 234V233H14ZM20 234V233H19ZM26 233H24V235H25ZM145 234V233H144ZM168 234V235H169ZM210 234H211V232H210ZM223 234V233H222ZM22 235V234H21ZM148 235H149V237H148ZM153 235V236H152ZM167 235V234H166ZM172 235V234H171ZM174 235V234H173ZM177 235V234H176ZM175 235V236H176ZM192 234L190 233V236H191ZM13 236V235H12ZM19 236V235H18ZM214 236V235H213ZM257 236V235H256ZM33 236H31V238H32ZM143 237H144V235H143ZM178 237H180V235L178 236ZM245 237H247V238H245ZM258 237V236H257ZM5 238V237H4ZM160 238V239H161ZM171 238V237H170ZM176 238H177V236H176ZM191 238V237H190ZM256 238V237H255ZM260 238H262V236H260ZM2 239V238H1ZM11 239V238H10ZM211 239V238H210ZM29 240V239H28ZM146 240V239H145ZM151 240H154V239H151ZM150 240V241H151ZM173 240V239H172ZM179 240V239H178ZM181 240V239H180ZM183 240V239H182ZM243 240V239H242ZM2 241V240H1ZM0 241V242H1ZM6 241V240H5ZM4 241V242H5ZM23 241V240H22ZM32 241V240H31ZM149 241V240H148ZM185 241V240H184ZM147 242V241H146ZM157 242V241H156ZM155 242V243H156ZM174 242V241H173ZM177 242V241H176ZM180 242V241H179ZM31 243V242H30ZM29 243V244H30ZM150 243V242H149ZM152 243V242H151ZM150 243V244H151ZM154 242H153V244H155ZM241 243V242H240ZM8 244V243H7ZM28 244V245H29ZM33 244H35V243H33ZM36 244V245H37ZM173 244V243H172ZM183 244L185 245L186 243H184L183 242ZM202 244V243H201ZM157 245V244H156ZM176 245V244H175ZM183 245V246H184ZM195 245V244H194ZM197 245V244H196ZM199 245V244H198ZM4 246V245H3ZM54 247L53 249L51 248V247ZM152 246V245H151ZM150 246V247H151ZM180 246H182V244L180 245ZM187 246V245H186ZM186 246H184V247H186ZM192 246V245H191ZM239 246V245H238ZM243 246V245H242ZM19 247V246H18ZM18 247H15V248H18ZM155 247H157V246H155ZM159 247V246H158ZM157 247V248H158ZM175 247V246H174ZM179 247V246H178ZM196 247V246H195ZM38 248V247H37ZM149 248V247H148ZM152 249H153V246L151 247ZM150 248V249H151ZM231 248V249H232ZM156 249V248H155ZM186 249H187V247H186ZM190 249V248H189ZM230 249V250H231ZM242 249V248H241ZM23 250V249H22ZM38 250V249H37ZM50 250V251H49ZM196 250V249H195ZM198 250V249H197ZM229 250V251H230ZM243 250V249H242ZM181 250H179V252H180ZM202 251V250H201ZM218 251V250H217ZM217 251L216 252H213V253H216V255L219 253V251H218V253H217ZM221 252L218 254V255H223L222 253L224 252H222V250H220ZM225 251V252H226ZM177 252V251H176ZM179 252H177L176 253V255H179V254H181V252L179 253ZM198 252V251H197ZM147 253V252H146ZM156 253V252H155ZM199 253V252H198ZM212 253V252H211ZM229 252H227V254H228ZM231 253V252H230ZM16 254V253H15ZM43 254V256H45ZM151 255L153 254V251H152V253H150ZM175 254V253H174ZM226 253H225V255H227ZM232 254V253H231ZM17 255V254H16ZM34 255V254H33ZM47 253H46V257H47ZM144 255H145V253H144ZM147 255H149V254H147ZM198 255V254H197ZM218 255H217V257H218ZM43 256H42V258H43ZM51 256V255H50ZM180 256V255H179ZM188 256V255H187ZM215 256V255H214ZM57 257V256H56ZM173 257V256H172ZM177 257V256H176ZM216 257V256H215ZM221 256H219L218 258H220ZM223 257H225L224 255L222 256V258ZM228 257V256H227ZM226 257V258H227ZM45 258V257H44ZM49 258H51V257H49ZM153 258H154V256H153ZM152 258V259H153ZM192 258V257H191ZM27 259H29V258H27ZM61 259V258H60ZM67 259V260H68ZM148 259V258H147ZM157 259V258H156ZM175 259H177V258H175ZM190 259V258H189ZM228 259V258H227ZM58 260V259H57ZM64 260H66V259H64ZM74 260V261H73ZM143 260V259H142ZM154 260V259H153ZM172 260V259H171ZM232 260V259H231ZM234 260V259H233ZM188 261V260H187ZM43 262V261H42ZM69 262V261H68ZM154 262V261H153ZM169 262V261H168ZM172 262V261H171ZM35 263V262H34ZM59 263V262H58ZM73 263V264H74ZM161 263V262H160ZM172 263H174V262H172ZM172 263H170V264H172ZM238 263V262H237ZM151 264V263H150ZM169 264V263H168Z\"/></svg>", "mask_w": 264, "mask_h": 264}]
</instances>
